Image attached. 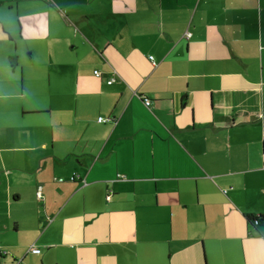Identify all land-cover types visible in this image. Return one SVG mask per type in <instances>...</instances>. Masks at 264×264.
Listing matches in <instances>:
<instances>
[{"label":"crops","instance_id":"obj_1","mask_svg":"<svg viewBox=\"0 0 264 264\" xmlns=\"http://www.w3.org/2000/svg\"><path fill=\"white\" fill-rule=\"evenodd\" d=\"M23 14L69 41L42 102L0 79V264H264V0H0L10 42Z\"/></svg>","mask_w":264,"mask_h":264},{"label":"rangeland","instance_id":"obj_2","mask_svg":"<svg viewBox=\"0 0 264 264\" xmlns=\"http://www.w3.org/2000/svg\"><path fill=\"white\" fill-rule=\"evenodd\" d=\"M42 7L47 13L50 12L46 6ZM13 13L16 15V12L13 11ZM26 13L28 14V12ZM20 18L21 20L25 19L22 20L25 28L21 32L20 25L18 29L15 27L20 20L15 21L13 38H11L12 42H10L8 33L2 30V25L0 26V35L3 33V36L6 38V42L0 41V79L6 82L18 81L19 93L21 94V86L25 90V95L22 99L26 103H40L45 99L44 96L49 95L50 88L56 87L55 84L52 87L49 84L50 75L55 78L56 75L62 74L57 69L54 58L58 57L59 54L62 55L64 50L66 51L65 45L68 44L69 35L68 31L60 23H55L49 30H42V21L39 20L36 14H25V16L23 14ZM1 53H3V56ZM16 58L18 59L16 60ZM48 63L50 66H47ZM63 74L69 75V73ZM61 243V241H56L55 245L51 244V246L62 245ZM29 249L30 246L28 247ZM51 252L46 260V264H55L57 261L60 264L77 263L67 248L60 247ZM12 261L11 256H6L2 264H37V260L32 256H29L27 259H19L18 262ZM128 262L129 264H143L139 260Z\"/></svg>","mask_w":264,"mask_h":264},{"label":"trees","instance_id":"obj_3","mask_svg":"<svg viewBox=\"0 0 264 264\" xmlns=\"http://www.w3.org/2000/svg\"><path fill=\"white\" fill-rule=\"evenodd\" d=\"M73 180H76V178L74 177ZM248 223L257 231V234L264 239V217H249ZM2 259L3 255L0 253V263Z\"/></svg>","mask_w":264,"mask_h":264},{"label":"built area","instance_id":"obj_4","mask_svg":"<svg viewBox=\"0 0 264 264\" xmlns=\"http://www.w3.org/2000/svg\"><path fill=\"white\" fill-rule=\"evenodd\" d=\"M95 75L97 77H100L101 73L99 71H96ZM112 83H113V81H109V84H112ZM145 104L149 107L151 105V101L150 100H145ZM99 121L100 122H104L105 120L100 118ZM30 252L33 253V254H40V250L36 249V248H33V247L30 249Z\"/></svg>","mask_w":264,"mask_h":264}]
</instances>
